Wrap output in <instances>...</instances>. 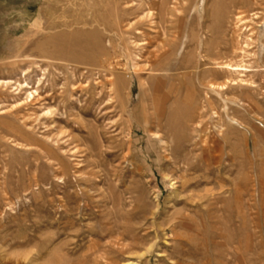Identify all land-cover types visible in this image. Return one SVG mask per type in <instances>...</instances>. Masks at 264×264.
Returning a JSON list of instances; mask_svg holds the SVG:
<instances>
[{
  "label": "rangeland",
  "instance_id": "rangeland-1",
  "mask_svg": "<svg viewBox=\"0 0 264 264\" xmlns=\"http://www.w3.org/2000/svg\"><path fill=\"white\" fill-rule=\"evenodd\" d=\"M181 1L0 0V264H264V0Z\"/></svg>",
  "mask_w": 264,
  "mask_h": 264
},
{
  "label": "bare ground",
  "instance_id": "bare-ground-1",
  "mask_svg": "<svg viewBox=\"0 0 264 264\" xmlns=\"http://www.w3.org/2000/svg\"><path fill=\"white\" fill-rule=\"evenodd\" d=\"M178 1V0H177ZM183 1H185V0H182L181 1V3L183 2ZM189 3V2H188ZM166 4H167V1L165 2V5H164V8H165V6H166ZM180 5V4H179ZM168 8V7H167ZM172 11V12H171ZM179 11V10H178ZM168 12H170L171 14L174 12V9H170V11H168ZM167 12V13H168ZM177 12V11H176ZM169 13V14H170ZM165 14V13H164ZM173 15V14H172ZM160 17V16H159ZM181 17V16H180ZM171 18V17H170ZM161 19V18H160ZM163 19V18H162ZM165 19V18H164ZM169 20V19H168ZM170 21H171V19H170ZM176 23V22H175ZM217 26V25H216ZM165 31V30H164ZM157 33V32H156ZM176 34V33H175ZM158 37V36H157ZM157 37H156V41H157ZM160 42V41H159ZM166 43V42H165ZM159 44V43H158ZM56 49V48H55ZM60 49V48H59ZM159 49V48H158ZM71 51L70 49H67V50H65V51ZM63 51H64V49H63ZM80 51V50H79ZM56 53V52H55ZM57 54V53H56ZM58 55H61V56H63V57H66V56H68L69 58H72V59H80L81 58V56H80V54L79 53H75V52H65V53H58ZM154 55V54H153ZM160 56L159 55H156V59H158ZM98 60V59H97ZM90 62H91V60H90ZM94 62V61H93ZM232 70V69H231ZM232 71H237V69H233ZM32 96H33V93L32 92H30L29 94H28V97L27 98H32ZM169 122V121H168ZM12 127V126H11ZM3 138V137H2ZM9 140H10V138H8ZM179 140V139H178ZM177 140V141H178ZM196 145V144H195ZM189 154V153H188ZM184 156V155H183ZM186 158H188V157H186ZM185 158V159H186ZM183 172V171H182ZM183 174V173H182ZM186 180V179H185ZM183 181H181L180 183H182ZM185 183V182H184ZM187 183V182H186ZM188 186V185H187ZM184 187V186H183ZM178 216H179V214H178ZM189 216V215H188ZM190 218V217H189ZM174 220V219H173ZM188 220V219H187ZM190 220V219H189ZM174 222V221H173ZM187 222H189V221H187ZM187 224V223H186ZM175 225V224H174ZM185 225V224H184ZM185 226H187V225H185ZM173 228V227H172ZM187 234V233H186ZM183 235V234H182ZM176 237V236H175ZM189 237V236H188ZM187 245V244H186ZM186 247V246H185ZM180 248V247H179ZM189 251V250H188ZM183 253V252H182ZM121 254V253H120ZM184 254V253H183ZM188 255V254H187Z\"/></svg>",
  "mask_w": 264,
  "mask_h": 264
}]
</instances>
